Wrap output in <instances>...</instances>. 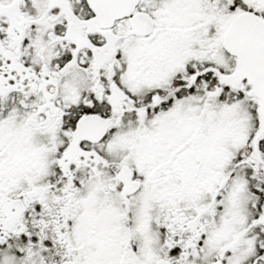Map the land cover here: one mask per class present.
I'll return each mask as SVG.
<instances>
[{
  "label": "snow or ice",
  "instance_id": "obj_1",
  "mask_svg": "<svg viewBox=\"0 0 264 264\" xmlns=\"http://www.w3.org/2000/svg\"><path fill=\"white\" fill-rule=\"evenodd\" d=\"M0 264H264V0H0Z\"/></svg>",
  "mask_w": 264,
  "mask_h": 264
}]
</instances>
